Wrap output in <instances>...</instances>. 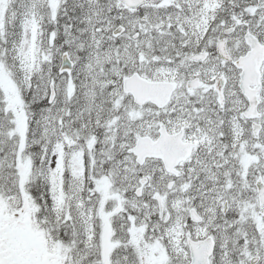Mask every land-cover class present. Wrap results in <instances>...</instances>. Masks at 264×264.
<instances>
[{"label": "snow or ice", "instance_id": "snow-or-ice-1", "mask_svg": "<svg viewBox=\"0 0 264 264\" xmlns=\"http://www.w3.org/2000/svg\"><path fill=\"white\" fill-rule=\"evenodd\" d=\"M0 264H264V0H0Z\"/></svg>", "mask_w": 264, "mask_h": 264}]
</instances>
